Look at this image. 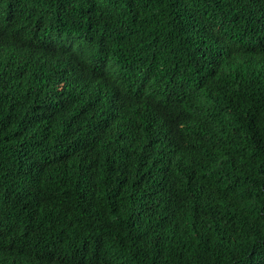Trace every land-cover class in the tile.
Returning <instances> with one entry per match:
<instances>
[{
	"label": "trees",
	"instance_id": "16d2710c",
	"mask_svg": "<svg viewBox=\"0 0 264 264\" xmlns=\"http://www.w3.org/2000/svg\"><path fill=\"white\" fill-rule=\"evenodd\" d=\"M0 264H264V0H0Z\"/></svg>",
	"mask_w": 264,
	"mask_h": 264
}]
</instances>
